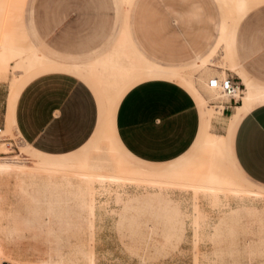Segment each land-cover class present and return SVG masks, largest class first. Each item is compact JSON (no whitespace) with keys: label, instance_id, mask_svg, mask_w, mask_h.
<instances>
[{"label":"crops","instance_id":"0c3cea01","mask_svg":"<svg viewBox=\"0 0 264 264\" xmlns=\"http://www.w3.org/2000/svg\"><path fill=\"white\" fill-rule=\"evenodd\" d=\"M147 2L110 0L111 20L107 15L93 17L90 13L77 17L83 21L81 27L67 33L75 35L73 46L56 50L40 38L33 8L25 17L26 0H22L23 31L49 63L34 68L17 82L8 102V88L3 94L0 87L2 128L7 109L13 136L0 141V149L3 144L10 148L11 139H21L20 150L36 154L38 158L29 156L38 162L64 166L89 158L92 172L115 173L117 158L103 141L108 133L113 150L124 163L153 176L149 180L152 184L146 187H129L133 194L114 221L105 216L101 222L96 220V230H101L95 232L97 264H193L192 224L197 212L210 214L212 220L209 241L201 243L200 250H209L216 264H224L221 259L227 258L220 257L214 245L218 243L217 230L224 227L229 214L240 213L238 226L243 228L238 235L242 231L253 238L252 242L264 236V229L255 225L264 213V81L245 68L247 57L241 53L244 46L238 39L242 21L264 6V0H248L237 8L230 0H212L218 12L214 34L205 25L212 24V17H202L197 9L166 13L160 28H148L143 23V5ZM149 35L199 36L201 41L184 38L180 46L166 52ZM220 53L223 61L220 57L215 62ZM139 61L161 73L128 80L109 107L104 85L119 84L109 78L111 69L128 70ZM207 61L212 65L208 72L195 74V87L172 76L191 74ZM227 72L236 76L242 88L239 102H229L221 110L220 114L230 119L227 128L213 124L214 131L224 138L221 161L213 165L203 154L212 132V95L207 82ZM248 88L250 98L244 101ZM195 89L206 101L201 102ZM96 138L93 154L75 155ZM194 148L195 154L189 155ZM235 187L237 192L250 195L224 194L234 192ZM200 188L223 193L216 208L212 207L213 197L197 194ZM26 199L31 212H47L38 218L56 232L49 235L51 238L42 237L38 249L30 247L33 254L58 256L79 243L85 229L83 207L74 194L57 185L33 188L18 201L13 229L19 243L24 237L16 208ZM73 212L78 214L75 231ZM111 228L115 235H111ZM114 243H122L123 249L108 246Z\"/></svg>","mask_w":264,"mask_h":264},{"label":"bare ground","instance_id":"6f19581e","mask_svg":"<svg viewBox=\"0 0 264 264\" xmlns=\"http://www.w3.org/2000/svg\"><path fill=\"white\" fill-rule=\"evenodd\" d=\"M247 1L248 0H230L231 4H233V8H237ZM12 2L13 0H0V83H4V85L5 83L7 84V102L17 82H19L34 68L49 63V60L40 54L38 50L29 42L23 31L21 17L22 0H17L15 5H13ZM120 43L125 44L124 41H121ZM134 65L136 66V64ZM211 65L212 62L207 61L200 69L191 74H172V76L181 78L184 82L195 87V74L200 71H203V73L208 72V68ZM90 70L89 74H92V71L90 72ZM160 73L161 72L153 71L140 61L135 68L128 70L123 69L121 71L111 69L109 78L119 84L116 86H111L109 84L104 85V91L106 93L109 107H111L114 103L116 93L120 91V88L126 84L128 80L132 78L139 79L144 76ZM224 77H226V74L218 76L220 80ZM208 87L213 99V101H209V105L214 106V101L218 102L219 100H222V102H218L215 107L210 106L212 132L203 151V154L208 155L209 160L213 163V165H215L221 161L224 138L223 134L220 135L214 131L213 124L221 123L225 126V128H227L230 119L224 118L220 113L221 110L224 109L225 102L229 100V97L225 96L219 88L210 87L209 85ZM241 88L242 86H240V89ZM195 92L201 102L206 101L203 98L204 96L202 95V97L198 90L195 89ZM236 98L239 99L240 94H237ZM249 98L250 94L248 88V93L246 94L244 101ZM4 120L5 126L0 132V141L13 137L9 130L7 109L4 115ZM110 139V135L106 133L103 141L108 143L110 153L112 156L117 158V171L115 173H99L100 171L97 173L92 172L89 168V158H84V160L82 159V161L80 160V162L78 161L71 165L55 166L32 159L28 152L24 149H21L20 153H17L16 155L9 156L5 154H9L11 152V147L9 148V146H7L8 144L1 145L0 263L2 261H7L9 264H97L94 249V242L96 240L95 232H100L101 230H96V220L100 219L103 217V214H105L111 216V218L113 217L114 221L121 206L133 194V191L130 192L128 190L129 187H133L134 189L146 187L152 184L149 183V180L151 176H153L131 168L124 163L113 150ZM97 151H101L100 147L97 148ZM111 162L109 163V166ZM96 165L98 166V164ZM42 185H57L74 194L84 210L85 229L79 243L65 254L52 257L36 255V258L34 259H26L21 256V253L18 250V248H20V243L18 242L13 229V212L18 201L23 195L31 189ZM10 193L14 197L13 201H11L12 199H9ZM197 194H202L206 197H213L214 204L212 207L216 208L217 199H219L220 195L223 193L220 190L216 191L200 188ZM224 194L228 196L250 195L248 193L237 192L236 187L234 192L228 191ZM198 209H200L199 206ZM211 225L212 220L210 214L201 212L196 213L195 221L192 224L194 231L192 258L194 264H216L211 257L209 250L204 251L199 248L201 243H208L209 233L212 228Z\"/></svg>","mask_w":264,"mask_h":264},{"label":"rangeland","instance_id":"374dc122","mask_svg":"<svg viewBox=\"0 0 264 264\" xmlns=\"http://www.w3.org/2000/svg\"><path fill=\"white\" fill-rule=\"evenodd\" d=\"M143 6V12L145 19L143 23L148 28H160L166 20L161 19L166 17L171 12H185L192 9H197L202 17H212V24L209 26L212 33H215L214 22L217 20L218 12L215 4L212 0H147ZM33 8V16L36 25L37 32L40 38L53 49H71L73 46L75 35L67 34L75 31L76 28L81 27L83 21L77 17H82L87 13L93 15V17H101L107 15L110 20L113 15L112 6L110 0H26L25 5V17L28 16V11ZM138 10L137 12H139ZM138 16V15H137ZM156 31V30H150ZM149 39L154 44L159 46L160 50L170 52L181 45L184 38L191 40L201 41L199 36H185L175 37L170 35H149ZM212 38V36H211ZM210 38V39H211ZM208 40V43L211 40ZM238 39L244 46L241 50L247 58L245 60V68L250 74L254 75L260 80L264 81V6L252 11L241 23L239 27ZM165 52V53H166ZM168 54V53H167ZM223 54V53H222ZM221 53L215 57H223ZM221 61V62H222ZM220 62V63H221ZM219 63V64H220ZM228 75L234 77L238 81L236 76L232 72H227ZM0 87L3 89V94L6 92L7 84L0 83ZM213 101V99H212ZM216 102V101H214ZM219 103L222 100L218 101ZM217 102V103H218ZM208 106V105H207ZM215 106V105H214ZM3 121V109L0 105V126L2 127ZM21 139H11L13 143L11 145L13 151L9 156L16 155L20 151ZM98 143V138L94 139L84 149L76 153V156H81L86 153L93 154L94 146ZM29 151V154L38 158V156ZM125 152V151H124ZM195 148L188 154H195ZM125 155L132 161L138 163L132 159L130 155L125 152ZM1 156V154H0ZM140 164V163H138ZM9 199L14 200L13 195L9 194ZM29 200L26 199L18 204L16 210L18 214L19 229L23 231V242L19 244L18 250L21 256L26 259H34L36 255L32 253L31 248L39 246L38 241H42V237H50L56 234L51 226H45V221L40 220L38 217L47 213L38 210L37 212H31L28 208ZM75 215L74 231L77 229V212H73ZM105 218L110 219L111 216L105 215ZM46 217V216H45ZM45 219V218H44ZM113 217L111 218V220ZM58 221V220H57ZM59 222V221H58ZM57 222V223H58ZM73 222V221H72ZM240 222V213L233 212L229 214L223 223L224 227H220L217 230L218 243L215 244V250L220 255L227 259H221L224 264H264V236H260L256 241L252 242L253 238L250 236H244L241 233L238 235ZM56 223V222H55ZM256 227L264 229V213L261 212L260 221L255 223ZM54 227V225H53ZM67 228V227H66ZM21 231V232H22ZM111 235H115L114 229L111 228ZM50 235V236H49ZM33 237V238H31ZM51 238V237H50ZM41 239V240H40ZM247 242H249L247 244ZM110 248H115L117 251L123 249V244L114 243L108 245ZM23 247V248H22ZM31 247V248H30ZM136 262V261H134ZM193 262V258H192ZM194 264V262H193Z\"/></svg>","mask_w":264,"mask_h":264},{"label":"built area","instance_id":"2783aa9c","mask_svg":"<svg viewBox=\"0 0 264 264\" xmlns=\"http://www.w3.org/2000/svg\"><path fill=\"white\" fill-rule=\"evenodd\" d=\"M208 85L210 87H216L219 88L220 91L227 97H229L228 102H225V104H228L229 102H233V104H236L239 102L238 99H236V95L240 92V86L241 84L238 83L237 80L234 79L231 75H226L223 79H219L216 76H213L209 78ZM2 130V127L0 126V132ZM0 264H9L7 261H2Z\"/></svg>","mask_w":264,"mask_h":264}]
</instances>
